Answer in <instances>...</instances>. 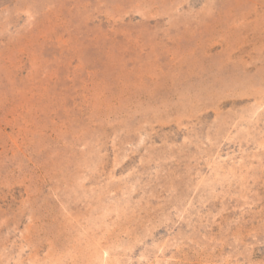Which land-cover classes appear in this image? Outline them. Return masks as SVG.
<instances>
[{
  "label": "rangeland",
  "instance_id": "rangeland-1",
  "mask_svg": "<svg viewBox=\"0 0 264 264\" xmlns=\"http://www.w3.org/2000/svg\"><path fill=\"white\" fill-rule=\"evenodd\" d=\"M0 264H264V0H0Z\"/></svg>",
  "mask_w": 264,
  "mask_h": 264
}]
</instances>
